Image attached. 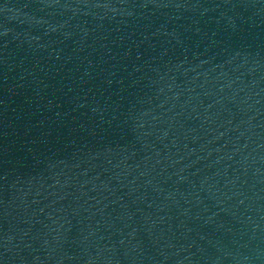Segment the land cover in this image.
<instances>
[{
  "label": "water",
  "instance_id": "1",
  "mask_svg": "<svg viewBox=\"0 0 264 264\" xmlns=\"http://www.w3.org/2000/svg\"><path fill=\"white\" fill-rule=\"evenodd\" d=\"M0 264H264V0H0Z\"/></svg>",
  "mask_w": 264,
  "mask_h": 264
}]
</instances>
